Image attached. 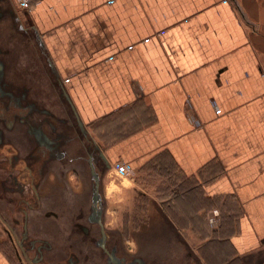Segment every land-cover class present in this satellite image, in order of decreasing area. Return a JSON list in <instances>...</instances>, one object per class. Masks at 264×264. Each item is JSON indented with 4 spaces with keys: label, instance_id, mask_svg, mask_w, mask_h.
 I'll return each instance as SVG.
<instances>
[{
    "label": "crops",
    "instance_id": "obj_1",
    "mask_svg": "<svg viewBox=\"0 0 264 264\" xmlns=\"http://www.w3.org/2000/svg\"><path fill=\"white\" fill-rule=\"evenodd\" d=\"M32 1L51 80L106 160L202 215L205 257L264 264V0Z\"/></svg>",
    "mask_w": 264,
    "mask_h": 264
},
{
    "label": "rangeland",
    "instance_id": "obj_2",
    "mask_svg": "<svg viewBox=\"0 0 264 264\" xmlns=\"http://www.w3.org/2000/svg\"><path fill=\"white\" fill-rule=\"evenodd\" d=\"M21 6L0 0L5 254L15 264H222L225 259L204 256L202 215L189 213L186 201L163 205V197L177 194L160 192L162 177L105 160V141L83 129L51 80L44 46ZM32 8L30 1L27 12ZM23 163L33 171L38 194Z\"/></svg>",
    "mask_w": 264,
    "mask_h": 264
},
{
    "label": "built area",
    "instance_id": "obj_3",
    "mask_svg": "<svg viewBox=\"0 0 264 264\" xmlns=\"http://www.w3.org/2000/svg\"><path fill=\"white\" fill-rule=\"evenodd\" d=\"M30 1H32V0H18V2L22 5L21 8L24 9L26 12H27L26 8L29 7ZM136 88H137V95L139 97H141L143 95V90L138 85L136 86ZM117 164L120 167H122V168L129 167L127 165V163L124 162L123 160L118 161ZM210 223L213 225V229H216L217 228V218H216V216H211Z\"/></svg>",
    "mask_w": 264,
    "mask_h": 264
},
{
    "label": "flooded vegetation",
    "instance_id": "obj_4",
    "mask_svg": "<svg viewBox=\"0 0 264 264\" xmlns=\"http://www.w3.org/2000/svg\"><path fill=\"white\" fill-rule=\"evenodd\" d=\"M26 27V26H25ZM2 55H4V53L1 52ZM26 96L28 97V94H26ZM24 114H26V112H23ZM25 171H27V176H28V180L30 181L31 183V186H32V189L34 191V193H37L38 194V191H37V188L35 187V177H34V174H33V171L32 169L26 164V163H23L20 165ZM102 224V222H101ZM100 224V225H101ZM101 228V226H100ZM107 248L109 249L108 246H104V249L106 250V252L109 254V252L107 251ZM111 258L113 259V253L111 252Z\"/></svg>",
    "mask_w": 264,
    "mask_h": 264
},
{
    "label": "water",
    "instance_id": "obj_5",
    "mask_svg": "<svg viewBox=\"0 0 264 264\" xmlns=\"http://www.w3.org/2000/svg\"><path fill=\"white\" fill-rule=\"evenodd\" d=\"M106 160V159H105ZM107 161V160H106ZM90 162L92 163L93 161H92V157H91V160H90Z\"/></svg>",
    "mask_w": 264,
    "mask_h": 264
}]
</instances>
